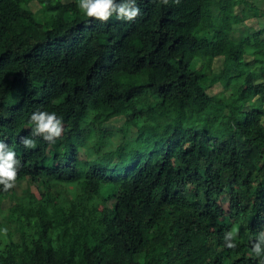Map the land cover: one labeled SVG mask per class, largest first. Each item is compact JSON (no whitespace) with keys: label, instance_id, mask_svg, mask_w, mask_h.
<instances>
[{"label":"trees","instance_id":"trees-1","mask_svg":"<svg viewBox=\"0 0 264 264\" xmlns=\"http://www.w3.org/2000/svg\"><path fill=\"white\" fill-rule=\"evenodd\" d=\"M137 4L135 20L103 22L77 0H0V141L26 181L21 193L0 186V264H259L264 42L245 21L260 9ZM211 50L238 75L204 71ZM38 109L63 117V133L28 149Z\"/></svg>","mask_w":264,"mask_h":264},{"label":"clouds","instance_id":"clouds-1","mask_svg":"<svg viewBox=\"0 0 264 264\" xmlns=\"http://www.w3.org/2000/svg\"><path fill=\"white\" fill-rule=\"evenodd\" d=\"M80 11L90 18L107 22L110 18L133 21L140 14L141 9L137 0H77ZM31 125V136L22 139L25 148H35L32 136H42L50 143H56L63 133V117L56 112L47 110H36L32 113L29 121ZM20 161L16 152L0 141V186L4 191L12 189L17 178V168ZM237 231L229 230L224 234V244L228 248L237 247ZM253 258H259V264H264V232L258 234L253 243L251 252Z\"/></svg>","mask_w":264,"mask_h":264},{"label":"rangeland","instance_id":"rangeland-1","mask_svg":"<svg viewBox=\"0 0 264 264\" xmlns=\"http://www.w3.org/2000/svg\"><path fill=\"white\" fill-rule=\"evenodd\" d=\"M63 1L65 2V4H67L71 8V10H74V1L75 0H63ZM250 1L254 2L255 5L260 9V11L256 15H253L251 18L247 19L245 22L248 26L253 27L257 31L259 37L264 42V0H250ZM33 7H34V9H38L39 6H38L37 2H35L33 4ZM242 10L243 9L241 7L237 8V12H238L240 17L242 16L241 15ZM238 35L239 34L236 32L231 33L232 38H234L236 40L238 39ZM211 53L216 55V52L214 50H211ZM213 64H214L213 67L206 66L204 68V71L212 72L213 70H219L221 67H225V68H228L230 70L231 77H235L236 75H238V69H236L234 66H232L229 61H226V59H224L221 56L216 55V58H215ZM240 82L241 81L239 80V83ZM234 83L236 84V83H238V81L234 82ZM222 89H223V86L220 84H217L211 89V91L213 93H217V92H220ZM123 120H124L123 117H117V118L111 119L110 121L105 122L104 127L107 130H116L117 127L123 122ZM262 120H263V122H261V124L264 123V117ZM113 139H114V142L118 141L119 132L116 131ZM14 186H15L17 192L21 193L22 190L24 189V187L26 186V181H22V179L20 177H17ZM10 204H11L10 201L3 202L4 207H6L7 205H10ZM238 205H239V201L236 199V197H231L224 204L226 209H228L230 207H236Z\"/></svg>","mask_w":264,"mask_h":264}]
</instances>
